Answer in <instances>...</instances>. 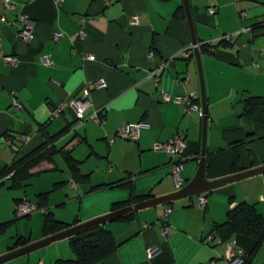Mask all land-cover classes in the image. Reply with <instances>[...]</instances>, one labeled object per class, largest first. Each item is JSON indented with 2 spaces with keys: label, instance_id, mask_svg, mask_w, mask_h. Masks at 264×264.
I'll list each match as a JSON object with an SVG mask.
<instances>
[{
  "label": "crops",
  "instance_id": "1",
  "mask_svg": "<svg viewBox=\"0 0 264 264\" xmlns=\"http://www.w3.org/2000/svg\"><path fill=\"white\" fill-rule=\"evenodd\" d=\"M10 1L14 8L6 10L0 0V170L44 141L38 125H46L52 135L72 123L54 145L70 150L80 162V172L89 175L87 182L76 183L56 154L52 162L34 167L33 176L20 189L9 188L10 175L0 177V190H18L9 206L13 213L18 199L30 201L33 195L34 206L42 213V227L44 211L64 223L90 221L111 212L114 202L128 198V189L104 186L121 180H132L134 193L148 196L143 200L170 194L178 190L170 174L178 156L169 157L154 145L178 133L187 142L181 176L187 183L195 175L202 139L200 79L193 48L183 55L193 47L183 0ZM189 6L198 49L202 43L215 46L210 48L213 53L199 49L208 116L205 177L212 181L264 165V33L253 36L244 31L264 18V0H189ZM179 7L184 9V18L175 14ZM210 8H215L213 14ZM135 14L140 15V22L130 25ZM21 15L35 22L29 42L17 39ZM55 33H60L57 39ZM225 34L232 35L231 46H218ZM44 54L51 56L50 66L42 64ZM8 55L17 63H8L4 59ZM164 62L167 65L156 80L151 71ZM185 76L188 79L183 81ZM99 79L104 86H95ZM84 85L90 88V104L82 122L75 125L74 110L66 101L80 96ZM162 92L172 98L195 93L200 110L185 111L174 101H164ZM250 96H260L263 103L248 117L243 114V101ZM14 98L19 107L12 105ZM60 106L62 111L51 116L52 109ZM124 123L142 124L137 140L116 137L117 127ZM5 133L14 135L9 137L11 144L1 141ZM79 149L81 154H77ZM98 158L106 162L100 165ZM98 167H106L107 173L100 182H93ZM58 182L63 186L54 188ZM44 192H49L47 206L39 209L37 195ZM201 194L136 210V218L127 223H103L119 246L96 264H208L211 260L229 264L227 243L250 251L253 240L237 235L226 214L245 201L264 215V172L210 190L205 207L198 205ZM73 198L79 205L70 210L68 201ZM165 208L170 209L167 237L162 231ZM42 227L34 239L19 234L13 239L23 236L28 244L39 241L48 236ZM210 236L211 242L207 241ZM12 244L0 246V256L16 249H9ZM148 248L154 249L151 256ZM31 252L26 264H53L57 258L73 256L67 238ZM249 264H264V242Z\"/></svg>",
  "mask_w": 264,
  "mask_h": 264
},
{
  "label": "trees",
  "instance_id": "2",
  "mask_svg": "<svg viewBox=\"0 0 264 264\" xmlns=\"http://www.w3.org/2000/svg\"><path fill=\"white\" fill-rule=\"evenodd\" d=\"M184 9L179 7L175 13L181 18H184ZM253 36H257L264 33V18L258 20L256 23L249 26ZM218 46L228 47L231 46V41L219 40ZM211 46L209 43H202L199 45L201 53L211 52ZM194 102L200 106L199 100L195 99ZM263 103V99L260 96H250L243 101L244 111L243 114L250 117L257 107ZM53 110V109H52ZM51 116H53L51 114ZM72 123L60 129L55 134H48L46 125L40 124L37 129L44 137V141L20 156L12 160L9 164L5 165L0 170V177L9 176L11 189H20L24 186L25 182L33 176L31 171L34 167L40 163L47 161L52 162L53 157L56 154H60L66 167L68 168L72 179L76 183L87 182L89 180V175L82 174L79 169V161L72 155L71 151L64 148H57L54 145L55 140H57L61 135L70 131ZM3 136L14 137L9 133H5ZM261 138H264L262 136ZM13 139V138H12ZM13 143L15 140H12ZM13 146H17L15 143ZM186 157V155H185ZM186 160V159H185ZM236 160V159H235ZM185 162V161H184ZM183 162V163H184ZM236 162V161H235ZM63 182H58L54 184V188L63 186ZM101 186V185H100ZM94 186L92 189L100 187ZM108 187H123L129 190V196L127 199L114 202L111 205V211H116L123 207L133 205L139 201H142L144 197H140L134 193V186L132 180L127 182L118 181L116 183L105 184ZM209 191H207L208 193ZM206 193V196H207ZM49 192L40 193L37 195V208L44 209L47 206ZM22 199H18L16 202L19 203ZM170 202H168L169 204ZM15 205V207H16ZM25 217H28L25 216ZM18 217L13 219L3 221L0 223V234H3L6 229L15 223ZM136 218V210L129 212L120 217L114 218V221L120 222H130ZM227 223H230L234 232L237 235L245 236L253 240L254 244L250 251H244V258L242 264H249L252 258L256 255L260 247L264 242V215L260 214L254 204L241 201L236 203L233 207L229 208L226 214ZM111 221V220H110ZM77 219H74L71 223H64L58 221L52 212L44 211L43 213V234L49 235L65 230L73 225H76ZM69 247L73 253L70 258H57L53 264H96L103 261L112 253H114L119 246V243L115 240L113 234L103 226V224L90 227L79 233L73 234L67 237ZM28 239L23 236H17L9 249L22 247L28 244Z\"/></svg>",
  "mask_w": 264,
  "mask_h": 264
},
{
  "label": "built area",
  "instance_id": "3",
  "mask_svg": "<svg viewBox=\"0 0 264 264\" xmlns=\"http://www.w3.org/2000/svg\"><path fill=\"white\" fill-rule=\"evenodd\" d=\"M56 1L60 2L61 0H56ZM2 8L6 10H12L14 8V4L10 0H2ZM209 11L210 13L213 14L215 12V8H210ZM140 19H141L140 15L135 14L132 17H130L129 24L137 25L139 24ZM20 21H21V27L19 28L17 32V39L24 41V42H29L34 37L35 22L31 20L30 18L26 17L25 15H21ZM244 31L247 32L249 35H252L250 27L244 28ZM79 34L82 35L83 30H80ZM59 36H60V33H55L53 38L57 39ZM221 39L225 41H231L232 35L231 34L222 35L220 40ZM192 48L193 47L185 50L183 52V55L187 56L188 52ZM0 55H1V52H0ZM154 56H155L154 52L150 51L149 58L153 59ZM4 59L10 64L17 63L16 58L10 55L5 56ZM41 62L43 65L50 66L52 64L51 56L49 54L42 55ZM166 65H167L166 62H164L151 71V74L155 77L156 80H158V74L163 71ZM187 79H188L187 76L183 77V81H186ZM176 81L180 82V79L177 78ZM104 84L105 83L102 79H99L98 81L95 82V86L97 87L104 86ZM89 95H90V88L89 86L84 85L81 89L80 96L72 97L66 101V105L71 107L74 110L75 117H76L75 125L82 122L83 113L90 104ZM162 98L164 101H174L182 105L185 111L200 110V106L194 102L195 99H198V96L195 93H190L187 96H177V97L172 98L169 94L162 92ZM12 105L15 107L20 106L19 102L15 98L12 100ZM61 111H62V106L56 107L52 110L51 114L53 116H56ZM95 118L99 120L98 116H95ZM141 125H142L141 123L121 124L116 129V137L123 138V139L137 140ZM1 141L5 144H11V139L6 136H2ZM186 146H187V142H186L185 136L179 133L173 135L169 140L165 142L156 143L154 145L155 150L165 151L170 156H178V159L172 163L171 170H170L173 183L177 189L181 188L185 183V181L183 180L181 176V171L183 169V162L186 159L185 157ZM261 200L264 201V194L262 195ZM206 203H207L206 195L205 193H202L201 195H199L198 205L200 207H205ZM35 208L36 206L30 204L25 198H23L19 203H17L15 207V215L17 217H25L27 215H30ZM169 212H170V209L165 208V211H164L165 216L162 219V228H163L162 231L165 237H167L170 232V227L167 222V219H168L167 217H168ZM212 240L213 239L211 236L207 237V241L211 242ZM153 250L154 249L152 248L147 249V253L149 256L152 255ZM243 258H244V251L240 248H237L234 242H230L226 244L225 259L227 260L229 264H242ZM208 264H215L214 260L209 261Z\"/></svg>",
  "mask_w": 264,
  "mask_h": 264
},
{
  "label": "water",
  "instance_id": "4",
  "mask_svg": "<svg viewBox=\"0 0 264 264\" xmlns=\"http://www.w3.org/2000/svg\"><path fill=\"white\" fill-rule=\"evenodd\" d=\"M183 5L185 8L186 13V19L189 26V31L191 35V41L193 44V51H194V57L197 64L198 72H199V79H200V102H201V117H202V139H201V149H200V157L198 162V168L196 170L195 175L187 182L185 183L181 188L178 190L161 196V197H153L150 199H145L143 201H139L133 205H129L126 207H123L121 209H118L116 211H111L105 215H102L98 218L92 219L90 221H86L83 223H79L77 225H73L65 230H62L60 232L51 234L46 236L45 238L30 243L28 245L16 248L12 251H9L5 253L4 255L0 256V264L3 262H6L8 260H11L13 258H16L18 256H21L23 254L29 253L31 251H34L38 248H41L43 246L49 245L57 240L67 238L73 234L79 233L83 230H86L90 227L103 224L107 221H110L114 218L120 217L122 215H125L129 212L140 210L147 207L156 206L159 204H165L168 202H172L176 199L183 198V197H189L192 195H197L200 193H204L207 191H210L216 187H219L225 183L233 182L235 180L248 177L254 174L262 173L264 172V165L261 167H256L252 169H247L244 171H241L239 173L232 174L230 176L215 179L212 181H209L205 177V139H206V129H207V102H206V95H205V86H204V80H203V73H202V65H201V56L198 49V41L196 37L195 27L193 24L192 16H191V10L189 6V0H183Z\"/></svg>",
  "mask_w": 264,
  "mask_h": 264
},
{
  "label": "rangeland",
  "instance_id": "5",
  "mask_svg": "<svg viewBox=\"0 0 264 264\" xmlns=\"http://www.w3.org/2000/svg\"><path fill=\"white\" fill-rule=\"evenodd\" d=\"M200 115H199V117H200ZM130 141H133V140H130ZM81 147H84V146L82 145ZM81 149H83V148H81ZM81 152H83V150L82 151L80 149L77 150V154H81ZM168 156L170 157L169 154H168ZM177 158L178 157H175V159H177ZM98 161H100V165H102L104 162H106V160L104 158H102V160L100 158H98ZM93 164L94 163H92L91 166H93ZM107 164H110V163H107ZM94 166H93V168H96ZM108 166L114 168V170L115 169L117 170V168H119V167L116 168V166H114V165H108ZM90 168H92V167H90ZM105 173H107L106 167L105 168L102 167V169L99 168L98 170L96 169L94 172V175H93V182H100L98 180L103 178V175ZM67 186L69 187L70 184H67ZM30 192H33L32 188H30ZM15 193H18V190H11V189H7L5 187L1 188V190H0V221H4V220L11 219L13 217H17L15 215V213H13V208L9 207L11 204L13 205L12 199H13V195ZM29 197H30V201H28V200L27 201L30 204L34 205L35 204L34 203L35 202L34 196L30 195ZM89 199H92V197H89ZM184 199L187 200V198H184ZM86 202H87V200H85L83 202V207L85 206ZM78 205H79V201L76 198H73L70 201H68V209H70V210L77 209ZM157 206L162 207V204L157 205ZM157 206H155V207H157ZM41 225H42V213L40 210L35 208L33 210V212L31 213L30 218L18 217L16 219V223L14 225H12L7 230V232L5 234L0 235V246L6 245V244L11 245L13 243V240H14L13 238L16 234L29 236L31 239H34L39 234H41V227H42ZM30 253H32V252H30ZM27 255H29V253L23 254L21 256H18L16 258H13V259L8 260L6 262H3L1 264H26ZM28 264H32V261ZM45 264H49V262L46 261Z\"/></svg>",
  "mask_w": 264,
  "mask_h": 264
}]
</instances>
